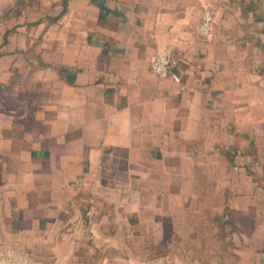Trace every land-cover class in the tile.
<instances>
[{"label":"crops","instance_id":"crops-1","mask_svg":"<svg viewBox=\"0 0 264 264\" xmlns=\"http://www.w3.org/2000/svg\"><path fill=\"white\" fill-rule=\"evenodd\" d=\"M205 8L207 37L196 30ZM166 46L179 82L150 71ZM238 139L264 156V0H0V182L16 180L0 199L24 192L30 219H71L57 189L61 207L85 201L93 236L171 226L163 251L120 264H264V176L229 198L237 230L215 231L212 245L173 228L188 205L173 197L187 165L173 158L194 141L230 156Z\"/></svg>","mask_w":264,"mask_h":264},{"label":"rangeland","instance_id":"rangeland-1","mask_svg":"<svg viewBox=\"0 0 264 264\" xmlns=\"http://www.w3.org/2000/svg\"><path fill=\"white\" fill-rule=\"evenodd\" d=\"M219 143L194 141L191 142L194 148H190L189 145L185 151L182 146V151L187 152V155L173 158L174 163L182 161L187 164L184 165L182 177L176 178L175 176L180 173H173V178L177 180V184L174 185L177 188H173V197L188 199L187 216L181 220V216L178 215L179 219L173 222V228L185 229L188 232L185 239L197 240L204 246L213 244L214 235H217L215 231L236 229L234 223L226 218L230 210L229 198H243L245 183L252 181L253 184L260 185L264 176V156L259 153L257 156L244 153L246 152L244 143L239 139L236 150H231L230 156L229 154L225 156L223 150L216 155L213 151L217 149L213 146ZM15 182L12 177L10 182L0 183L4 187ZM23 182L25 183V180ZM58 193L57 189L52 191L54 198L61 199V205L63 202L68 203L61 197V193L60 195ZM7 194L6 197L9 196L7 199H0V264H71L69 260L71 255H74L72 254L74 248L76 252L79 250L81 255L76 264H83V260L89 264H120V261H128L134 256L142 257L148 254L153 257L154 248L163 251L166 235L171 229L168 223L165 225L162 222L159 231L154 230L150 236H93L91 231L87 234L88 231L85 230V226L90 222L82 219L81 212L85 211L86 203L79 198L76 204L71 201L69 205L62 207L60 205L61 209L67 210L62 211L61 217L69 215V208L72 210L70 220L49 221L45 218L30 219L32 215L27 214V206L22 207L18 203L20 199H25L24 192L13 194V190H10ZM73 228L80 230L77 229L78 233L74 234ZM145 246L148 247V252H145ZM85 247L91 248L88 255L93 256L92 263L91 258H82L85 255ZM150 248L152 253L149 252Z\"/></svg>","mask_w":264,"mask_h":264},{"label":"built area","instance_id":"built-area-1","mask_svg":"<svg viewBox=\"0 0 264 264\" xmlns=\"http://www.w3.org/2000/svg\"><path fill=\"white\" fill-rule=\"evenodd\" d=\"M213 12L210 8L203 10L201 21L196 26L201 36H209L212 28ZM177 59L171 46L160 49L150 63V71L160 78L170 77L174 82H179L180 77L174 70Z\"/></svg>","mask_w":264,"mask_h":264}]
</instances>
